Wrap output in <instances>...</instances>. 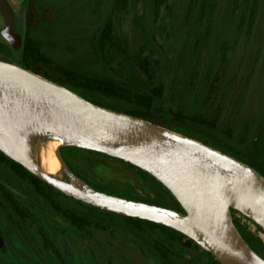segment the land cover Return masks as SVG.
<instances>
[{
  "label": "water",
  "instance_id": "95a60500",
  "mask_svg": "<svg viewBox=\"0 0 264 264\" xmlns=\"http://www.w3.org/2000/svg\"><path fill=\"white\" fill-rule=\"evenodd\" d=\"M25 13V0H0V41L14 58L0 59V152L60 194L108 214L167 228L219 264H264L232 218L236 211L264 233V177L198 140L95 105L21 66ZM49 142H58L56 174L40 167V152ZM61 148L101 154L139 169L179 209L96 189L68 166Z\"/></svg>",
  "mask_w": 264,
  "mask_h": 264
},
{
  "label": "rangeland",
  "instance_id": "374dc122",
  "mask_svg": "<svg viewBox=\"0 0 264 264\" xmlns=\"http://www.w3.org/2000/svg\"><path fill=\"white\" fill-rule=\"evenodd\" d=\"M10 1L18 4L21 0ZM242 1L233 24L231 9L235 0H219L209 40L200 53H196L194 44L204 30V23L197 16L187 24L189 0H169L167 9L162 8L159 17L154 16L150 3L142 8L132 2L128 14L115 21L117 29L128 38L131 51L144 48V54L156 72L155 85L163 88L162 107L190 115L199 114L212 122L209 132L188 122L179 127L190 129L195 140L205 138L216 145H226L224 147L232 151V145L240 142L252 146L253 139L264 128V0L260 2L250 36L246 28L241 33L237 31ZM108 2L42 0L40 8L51 10L57 20L42 26L33 37L43 43L45 53L59 64L98 73L92 35ZM224 42L228 43L226 75L218 91L211 94L209 82L219 68L220 46ZM0 44L3 46L0 58L13 62L10 49L1 41ZM114 59L122 60L115 54ZM247 78L248 84L244 86ZM63 153L77 173L97 185L125 191L131 199L176 208L174 203L167 201L165 192L156 183L127 163L75 148L64 149ZM79 210L90 215L86 206ZM94 217L111 223L103 229L89 226L81 232L80 238L70 226L58 230L55 225L44 222L59 257L52 251L41 250L40 237L34 229L38 252L35 264H162L148 243L124 229L121 219L103 214H94ZM232 217L243 230L255 234V228L241 214L235 213ZM145 230L146 239L168 240L165 232L148 226ZM174 244L176 246L170 248L172 264H199L190 260L180 242ZM189 252L192 257L199 254L196 249Z\"/></svg>",
  "mask_w": 264,
  "mask_h": 264
},
{
  "label": "trees",
  "instance_id": "16d2710c",
  "mask_svg": "<svg viewBox=\"0 0 264 264\" xmlns=\"http://www.w3.org/2000/svg\"><path fill=\"white\" fill-rule=\"evenodd\" d=\"M41 1L42 0H28L26 5L25 38L22 54L18 61L21 66L49 81L74 91L95 105L151 121L157 125H161L193 139L196 138H194L195 136L191 130L181 129L179 124L188 122L192 126H196L199 130L209 132L212 122L210 123L203 118L202 115H190L175 112L171 109H164L162 107L160 99L163 93V88L155 85L156 72L151 67L149 59L144 54V48L131 51L128 38L117 29L115 24V21L122 19L128 14L132 2L136 5H140L142 8H146L148 3H150L154 16L159 17L162 8L167 9V3L169 0H109L106 12L104 16L97 19L96 22L98 23V27L92 35L93 46L97 56L98 73L63 66L45 53L43 43L39 39L34 38L33 34L38 32L44 25L54 24L57 19L48 8H40ZM260 2L261 0L242 1V12L237 26L238 33H241L246 28L247 35H251L257 18ZM218 4L219 0H189L186 16L187 24L191 23V21L197 16L200 21L204 23L203 32H201L195 40L194 48L196 53H200L209 40ZM240 7L241 0H235L231 9V20L233 24L236 22ZM114 54L122 60L114 59ZM227 64L228 43L224 42L220 46L219 68L212 75L209 82V92L211 94H215L218 91L219 86L226 75ZM248 81L249 79L247 78V82L244 86L248 84ZM126 107H129V109ZM197 139L208 146L229 154L250 165L264 177L263 127L262 131L255 136V139H253L252 146H246L244 142H240L238 145H232L234 147L233 151L224 147L226 146L224 144V146H220L205 138ZM16 165L38 191H42L44 187L53 190L50 186L27 173L20 165ZM68 166L96 189L121 197L131 198V195L127 194L125 191L112 190L91 182L81 174L77 173L70 164H68ZM138 171L151 178L139 169ZM152 181L165 192L167 201L174 203L176 208L179 209L178 204L172 196L154 179H152ZM54 192L61 195L56 191ZM87 208L90 211V215L83 214L82 217H79L70 211L64 212V217L75 232L81 234V232L86 231L89 226L102 229L108 227V224L111 222L100 217H94V214H103L109 218L121 219L124 224V229L134 236L142 238L148 243L151 250L162 264L171 263L169 258L173 252L170 248L176 246L174 242H180L186 253L189 252V250L199 249V247L190 240L167 228L135 219L115 216L91 207ZM233 221L244 240L264 259V247L261 245L260 241L255 238L254 235L243 230L235 220ZM147 226L165 232L168 240L146 239L144 234L147 235L145 230V227ZM35 230L44 241L42 247L51 250L52 253L59 257L60 254L56 247L47 239L46 232L39 226H36ZM3 257L7 259L8 264L17 263L16 260L9 257L7 253L4 254Z\"/></svg>",
  "mask_w": 264,
  "mask_h": 264
},
{
  "label": "flooded vegetation",
  "instance_id": "af4514ba",
  "mask_svg": "<svg viewBox=\"0 0 264 264\" xmlns=\"http://www.w3.org/2000/svg\"><path fill=\"white\" fill-rule=\"evenodd\" d=\"M27 2L28 0H25L26 5ZM2 47L0 44V48ZM0 59L10 61L2 57ZM64 149L61 148L60 152L65 162L69 164L64 157ZM16 164L0 152V238L3 241V245L0 246V264H8L7 259L3 257L6 253L16 260V264H35L38 256L33 235L35 227L43 229L50 241L44 222L55 225L58 230L67 228L70 224L64 217V212L70 211L82 217L83 212L79 209L86 205L62 194L58 195L53 188L54 191L46 187L38 191ZM147 178L152 181L151 178ZM235 213L237 212L232 211V216ZM80 235L76 232L75 236L80 238ZM40 241L43 246L44 241L41 237ZM41 250L47 251L44 248ZM196 250L199 254L195 257L187 252L191 261L199 264H219L204 250L200 248ZM175 256L173 254V257ZM172 259L169 258V261L173 262Z\"/></svg>",
  "mask_w": 264,
  "mask_h": 264
},
{
  "label": "bare ground",
  "instance_id": "6f19581e",
  "mask_svg": "<svg viewBox=\"0 0 264 264\" xmlns=\"http://www.w3.org/2000/svg\"><path fill=\"white\" fill-rule=\"evenodd\" d=\"M57 145L58 142H49L46 149L40 152V167L51 174H56L58 171V163L53 156V151Z\"/></svg>",
  "mask_w": 264,
  "mask_h": 264
},
{
  "label": "built area",
  "instance_id": "2783aa9c",
  "mask_svg": "<svg viewBox=\"0 0 264 264\" xmlns=\"http://www.w3.org/2000/svg\"><path fill=\"white\" fill-rule=\"evenodd\" d=\"M249 223L255 228V234L253 233V235L255 236V238H257L260 241L261 245L264 247V233H262L259 229H257L256 226H254L251 222Z\"/></svg>",
  "mask_w": 264,
  "mask_h": 264
}]
</instances>
